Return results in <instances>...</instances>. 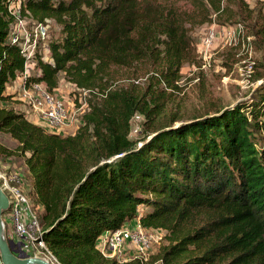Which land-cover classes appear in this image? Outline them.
I'll return each mask as SVG.
<instances>
[{
	"label": "trees",
	"instance_id": "1",
	"mask_svg": "<svg viewBox=\"0 0 264 264\" xmlns=\"http://www.w3.org/2000/svg\"><path fill=\"white\" fill-rule=\"evenodd\" d=\"M11 1L0 0V101L25 62L8 37ZM20 2L22 15L58 26L24 85L54 92L61 78L86 93L82 122L66 134L31 121L27 107L0 106V133L16 142L0 141V158L20 161L57 264H264V79L251 103L212 105L185 120L164 114L182 65L196 58L190 29L242 21L264 41L262 3ZM135 113L146 130L138 140L130 136ZM133 218L161 229L164 242L147 263L105 258L99 236Z\"/></svg>",
	"mask_w": 264,
	"mask_h": 264
},
{
	"label": "built area",
	"instance_id": "2",
	"mask_svg": "<svg viewBox=\"0 0 264 264\" xmlns=\"http://www.w3.org/2000/svg\"><path fill=\"white\" fill-rule=\"evenodd\" d=\"M20 3V0H14L8 5L12 15L8 37L12 43L18 45L25 57L23 70L17 76L21 79L20 96L27 104L26 112L35 114L49 129L64 132L70 127L73 131L81 121V119L78 120L77 115L84 112L86 106L84 101H80L78 106L72 104V109H68L54 92L48 91L41 83L24 85V79L31 72L33 57L47 37L48 20L36 22L28 15H22ZM238 28L220 26V29H215L210 26L206 29L196 48L201 60L198 67L201 69L208 67L210 52L214 47L234 44V37L240 32ZM251 72L252 69L249 66L248 73ZM141 117L140 113H135L131 117L130 136L140 132ZM21 181V173L6 172L0 168V186L9 200V207L2 215L8 242L16 254L42 255L57 264L55 257L46 249L37 209L21 187ZM9 228H11L10 231ZM159 231L161 229H145L139 223L133 226L124 224L114 230L104 231L99 236L97 244L102 255L107 259L126 261L138 257L142 262L147 263L152 244L161 238Z\"/></svg>",
	"mask_w": 264,
	"mask_h": 264
},
{
	"label": "rangeland",
	"instance_id": "3",
	"mask_svg": "<svg viewBox=\"0 0 264 264\" xmlns=\"http://www.w3.org/2000/svg\"><path fill=\"white\" fill-rule=\"evenodd\" d=\"M250 8L259 5L261 2V12L264 14V0H245ZM48 20V19H47ZM48 22V33L45 42L41 44L40 52L43 58L48 56L47 50L44 48L46 43L58 36V26L50 19ZM213 26L215 29H220V26H235L240 28V32L235 35L234 44L226 46H216L210 52L209 65L205 69L199 68L200 57L196 51L197 45L201 39L202 33ZM238 28V29H239ZM192 45L195 49L196 58L192 63H185L180 69L181 79L178 81L179 89L175 90L172 97L168 98L165 103V116L169 117L176 113V116L181 120L187 119L195 112L208 110L212 105L231 106L237 102H253L259 97L256 91L263 85L264 69L262 61H264V41L261 35L255 36L245 22L235 21L231 23H217L215 21L203 23L193 27L189 31ZM32 66V64H31ZM251 66L252 72L248 73V67ZM261 67V77L255 78V71ZM32 70V69H31ZM32 72V71H31ZM60 90H63L70 97L72 104L79 105L80 101H85L86 93L83 90L75 88L71 83L60 78ZM61 99V97L54 91ZM74 97L78 100L75 104ZM21 102V100H18ZM65 104V102H63ZM72 104H65L68 109H72ZM17 111L22 108L15 105ZM247 114V113H246ZM249 116V114H247ZM142 116V115H141ZM81 115H77L78 120ZM144 118L140 120V132L131 134V139L138 140L146 132L143 126ZM82 122V121H81ZM79 124V123H78ZM77 124V126H78ZM70 131L65 130L64 134ZM1 142H5L4 138H0ZM7 144V143H6ZM13 147L14 144H7ZM11 167L16 170H22V165L19 160L12 158ZM27 182V178L24 179ZM30 197V196H28ZM32 198V197H31ZM33 199V198H32ZM35 209L38 210L37 204L33 202ZM161 237L155 241L151 247V253H156L160 244L164 242L162 230L158 232ZM99 248V247H98ZM42 256V255H41ZM1 264V263H0ZM151 264H158L156 261Z\"/></svg>",
	"mask_w": 264,
	"mask_h": 264
},
{
	"label": "crops",
	"instance_id": "4",
	"mask_svg": "<svg viewBox=\"0 0 264 264\" xmlns=\"http://www.w3.org/2000/svg\"><path fill=\"white\" fill-rule=\"evenodd\" d=\"M63 80V79H62ZM41 85L42 86H45V83H42L41 82ZM59 85V84H58ZM21 89H22V83H21V79L19 76H17L7 87H6V93H9L11 94L10 98L5 100V101H0V106H7V107H12L15 109V105H20L22 111H25L26 109V102L22 101V98H21ZM54 91L56 93H58V95L61 97V100L63 102H65V104L69 105V104H72V101H70V97L67 95L66 92H64L63 90H60V86H57ZM18 100H21V102H19ZM25 115L31 120L33 121L34 123H37L41 126L44 127V123L42 120H40V118H38L35 114L33 113H25ZM4 138L5 142L7 144H14L13 147H10V145H7L6 143L2 142L3 144L7 145L9 148H14L15 145H16V142L14 139H11L9 138L7 135L5 134H2L0 133V138ZM13 156H5V157H1L0 158V168L3 169L4 171L6 172H18V173H21V170H16V169H13L11 166V163H12V158ZM22 175V174H21ZM24 179L25 177L22 175V181L20 183L21 187L25 190L28 191V186H27V183L24 182ZM31 198V196H30ZM32 202H34V200L31 198ZM38 206V209L40 210V206ZM136 223H138V218H133L131 220H128V221H125L123 224L125 225H129V226H133L135 225ZM11 228H9L8 230L10 231ZM97 247H98V244H97Z\"/></svg>",
	"mask_w": 264,
	"mask_h": 264
},
{
	"label": "water",
	"instance_id": "5",
	"mask_svg": "<svg viewBox=\"0 0 264 264\" xmlns=\"http://www.w3.org/2000/svg\"><path fill=\"white\" fill-rule=\"evenodd\" d=\"M180 121L175 125L183 124ZM9 207V200L0 186V263L1 264H54L50 259L40 255L16 254L6 237L5 223L2 215Z\"/></svg>",
	"mask_w": 264,
	"mask_h": 264
}]
</instances>
